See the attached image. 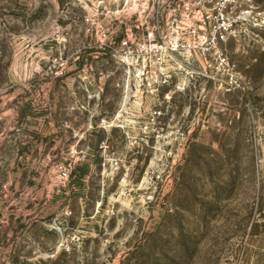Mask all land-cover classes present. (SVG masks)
<instances>
[{"label":"rangeland","instance_id":"rangeland-1","mask_svg":"<svg viewBox=\"0 0 264 264\" xmlns=\"http://www.w3.org/2000/svg\"><path fill=\"white\" fill-rule=\"evenodd\" d=\"M140 12L0 0V264H264V16L220 68Z\"/></svg>","mask_w":264,"mask_h":264},{"label":"built area","instance_id":"built-area-1","mask_svg":"<svg viewBox=\"0 0 264 264\" xmlns=\"http://www.w3.org/2000/svg\"><path fill=\"white\" fill-rule=\"evenodd\" d=\"M252 0H136L141 6L137 43L158 53L193 49L198 63L229 65L225 56L231 37L251 23L260 25ZM264 26V22H261ZM218 68V70L220 69Z\"/></svg>","mask_w":264,"mask_h":264}]
</instances>
